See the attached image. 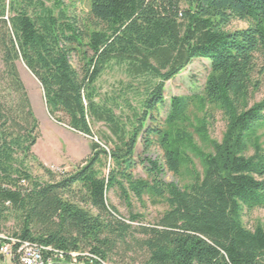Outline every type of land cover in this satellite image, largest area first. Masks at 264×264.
<instances>
[{"label":"trees","instance_id":"16d2710c","mask_svg":"<svg viewBox=\"0 0 264 264\" xmlns=\"http://www.w3.org/2000/svg\"><path fill=\"white\" fill-rule=\"evenodd\" d=\"M87 16L0 0V233L13 220L15 239L87 252L104 264L128 243L145 254L143 264H264V226L244 224L264 209V98L249 105L264 76V0H89ZM234 21L246 27L228 30ZM197 59L210 67L202 95L171 98L159 119L165 83ZM17 62L40 85L49 118L100 141L59 179L32 153L39 124ZM113 72L122 78L102 93L101 78ZM193 107L202 114L193 133L209 153L189 130ZM210 112L225 122L219 143L208 137ZM97 125L105 131L94 133ZM139 139L145 152L157 145L163 153V165L142 160L146 180L132 175ZM107 159L113 167L105 177ZM32 163L47 182L32 176ZM164 168L174 176L184 168L189 183H164ZM115 188L127 205L132 194L166 210L154 227H133L138 216L124 221L107 204Z\"/></svg>","mask_w":264,"mask_h":264},{"label":"rangeland","instance_id":"374dc122","mask_svg":"<svg viewBox=\"0 0 264 264\" xmlns=\"http://www.w3.org/2000/svg\"><path fill=\"white\" fill-rule=\"evenodd\" d=\"M35 1L43 2L46 7L53 8L56 11L62 10L63 12H67L70 17H79L89 21L87 16L89 0H58L60 7L55 4V0ZM245 27L246 25L244 23L234 21L228 27V30H239ZM70 63L74 69H79V61L75 55L70 58ZM17 69L28 93L34 116L39 124L40 137L36 145L32 148V153L44 168L49 170L56 179H59L71 173L82 161L90 156V144L92 141L99 143L100 141L98 137H85L54 124L47 115L42 90L36 79L21 62H17ZM209 70L208 61L197 59L191 62L174 79L166 82L164 85L165 103L159 108V119L163 120L168 114L171 98L202 95L203 86ZM120 77L122 78L117 72L105 74L99 82L102 93H110L113 91L116 87V79ZM255 79H261V76L257 74ZM261 81V85L250 99L249 105L259 102L264 98V76ZM201 115V111L197 107L190 109L188 121L191 126H189V130L194 135V142L199 149L204 153H209L211 152V147L208 144L204 145L199 137L193 133V129L197 127ZM209 117L208 137L210 140L219 143L225 131V122L219 112H210ZM123 118H127L126 112H123ZM99 130L105 131L102 125H97L94 128V133L97 134ZM258 137L260 138V144L264 152V129L259 131ZM111 148V144L106 145L107 150ZM188 155L194 163L196 170L201 172L202 166L199 160L191 152ZM144 158L163 165V153L161 149L157 145H153L145 152L139 139L134 154V160L136 162V166L132 170L134 179L146 180V174L141 165ZM105 165L106 167L102 169V173L107 177L113 165L110 159L106 160ZM30 172L38 181H48L46 174L35 163L31 164ZM159 178L164 183L174 184L179 188H182L190 181L184 168L178 176H174L164 168ZM106 200L108 205L114 207L117 216L124 221L128 222L130 216H138L139 220L132 224L133 227H154L166 210V206L157 200L154 201V199H149L146 196L142 201H138L132 194H129L127 205V202L120 197V193L116 188L107 192ZM257 222H260L264 226V209H256L244 217V224L248 229H252ZM15 231H18V226L13 220H10L4 228V233L11 235ZM134 237L141 239L142 235L134 234ZM8 261L9 258H2L0 256V264H8ZM145 261V254L139 249V246L134 243H128L118 247L112 260L106 262V264H143Z\"/></svg>","mask_w":264,"mask_h":264},{"label":"built area","instance_id":"2783aa9c","mask_svg":"<svg viewBox=\"0 0 264 264\" xmlns=\"http://www.w3.org/2000/svg\"><path fill=\"white\" fill-rule=\"evenodd\" d=\"M0 256L9 258L8 264H104L87 252L66 254L51 247L20 241L5 233H0Z\"/></svg>","mask_w":264,"mask_h":264},{"label":"crops","instance_id":"0c3cea01","mask_svg":"<svg viewBox=\"0 0 264 264\" xmlns=\"http://www.w3.org/2000/svg\"><path fill=\"white\" fill-rule=\"evenodd\" d=\"M50 120L54 123V124H56V125H58V126H60V127H63V128H65V129H67V130H69V131H71V132H73L72 130H70V129H68L67 127H65V126H63V125H59V124H57V123H55L51 118H50ZM73 133H75V132H73ZM75 134H77V133H75Z\"/></svg>","mask_w":264,"mask_h":264},{"label":"water","instance_id":"95a60500","mask_svg":"<svg viewBox=\"0 0 264 264\" xmlns=\"http://www.w3.org/2000/svg\"><path fill=\"white\" fill-rule=\"evenodd\" d=\"M58 264H66V263H58Z\"/></svg>","mask_w":264,"mask_h":264}]
</instances>
